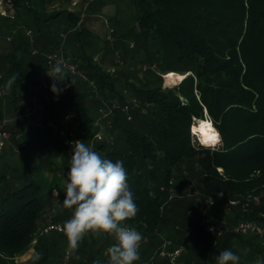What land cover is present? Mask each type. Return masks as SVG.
<instances>
[{
    "label": "trees",
    "instance_id": "16d2710c",
    "mask_svg": "<svg viewBox=\"0 0 264 264\" xmlns=\"http://www.w3.org/2000/svg\"><path fill=\"white\" fill-rule=\"evenodd\" d=\"M0 1L11 9L13 21L18 8L22 9L23 23L15 28L21 26L25 33L29 28L40 36L41 54L63 50L64 43L54 45L50 36L48 28L53 23L64 19L72 24L80 21L75 12H48L54 0ZM132 2L136 9L135 25L131 28L134 42L142 55L149 54L145 63L155 64L154 70L149 66L138 68L144 73L149 71L141 86L131 82L128 71L106 72L74 42L72 59L79 61L78 70L87 78L79 80L87 85L74 83L72 76L76 75L65 73L67 77L62 82L56 81L59 93L51 91V77L42 89L45 59L31 55L23 30L11 39L9 52L0 56L2 83L8 92L0 99V122L8 116L13 118L8 139L19 142L15 149L11 145L5 162L12 172L0 175V264H14V258L25 253L35 240L41 244L42 252L38 260L36 255L32 258L31 264H94L97 260L107 264L104 253L114 242L110 236L88 238L90 241L81 243L78 251L69 253L64 262L68 245L64 234L39 233L48 222L63 225L71 216L65 209L45 224L51 192L60 190V176L69 170L68 153L72 154V145L67 144L69 133L63 127L53 129L46 124L60 125L66 113L74 114L80 123L72 126L74 138L84 141L104 158L124 161L127 183L139 208L136 217L126 224L144 236L140 260L135 264H169L156 254L164 240L171 241V249L183 247L179 259L182 264H215V257L225 249L238 255L245 252L243 264L264 259V238L262 241L255 235L212 236L201 222L204 202L212 197L214 214L226 219L229 226L244 221L259 223L264 228V0ZM10 31L4 33L12 37ZM29 65L36 66V73L27 71ZM168 73L187 76L174 87L163 88L162 76ZM13 75L16 80L9 89L6 85ZM90 81L94 82V91ZM85 86L89 89L87 95L82 91ZM125 90L136 100L135 105L127 99ZM26 95L38 97L43 109L37 110L35 103L25 99ZM113 102L120 108L104 123L107 135L112 137L108 142L96 138L99 130L93 128L97 118H93V111ZM124 105H129V120L121 110ZM38 120L44 124L39 129L32 125ZM195 120L212 123L217 139L203 145L219 144L218 148L205 149L194 143L193 134L202 140ZM26 129L32 135L21 144L27 137ZM43 142L53 146L50 152L55 155H48L44 162L39 159V165L28 169L36 149L45 145ZM60 146L67 149L66 160L57 158ZM13 155L21 159V165L13 166ZM4 156L2 151L1 158ZM35 169L43 178L22 180L27 178L24 174ZM45 169L52 172L51 179L44 175ZM16 171L23 175H15ZM172 180L182 186L175 198H170L168 192ZM185 182H194L197 196L193 191L190 197L184 189ZM231 201L238 203L231 206ZM226 208L230 216L224 215ZM44 237L49 240L44 241Z\"/></svg>",
    "mask_w": 264,
    "mask_h": 264
},
{
    "label": "rangeland",
    "instance_id": "374dc122",
    "mask_svg": "<svg viewBox=\"0 0 264 264\" xmlns=\"http://www.w3.org/2000/svg\"><path fill=\"white\" fill-rule=\"evenodd\" d=\"M52 11H56V12L68 11V12H75L80 15L79 16L80 21L77 24H72V22H66V20L64 19L58 23L56 22L53 23L52 27L48 28V30L50 31V36L53 40V44L55 45L56 42H59V41L64 43L63 50L59 52H61V54L64 57L66 54H68L69 56L67 58L70 59L71 63H75L77 65V68H78L79 61H77L74 58L72 59V54H71L72 50H75L74 42H76V45L78 48H81L82 51L86 52L89 56H91V58H93V60L97 62V64L106 72L113 73L117 71H122V72L128 71V74L130 73V76L128 77L132 80L131 82L135 84L136 86H141L146 81L145 76H147L149 71L144 73L141 71L142 69L147 68V66H149L151 70L155 69V64L150 66L149 64L145 63L149 59V54L146 53L142 55V53L138 51L137 49L138 45H136V43L134 42V40L136 39L131 33V28L135 25V17H136V9L133 6L132 0H54L53 3L48 7V12H52ZM3 12H4V15L2 14ZM17 13L18 15L16 17V20L13 21L14 18L12 17L13 15H12L11 9L0 1V56L3 57L9 52V43L11 39L14 37V35L22 34V30H23L25 39L30 43L31 55H35V56L41 55L42 58L44 57L45 59L44 65L46 68V56L49 53H51L49 52L50 50H47V49H49L50 46H47V49L44 48V50H47V51L41 54L40 49H41L42 43L40 44V36H36L32 31L29 30V28L27 29V31L30 32V36H28L25 33L26 29H22L21 26L19 28H15L17 25H21L23 23L22 9L18 8ZM4 31H10L12 33V37L11 35L9 36L7 35V33H4ZM76 38H78V41H76ZM38 58L41 59L40 56H38ZM37 63L39 62L36 61V64ZM35 65L34 66L29 65L28 67H26L27 71L36 73ZM138 68H140L141 70ZM42 70H43L42 73L44 74V70H45L44 67L42 68ZM43 74H42V78H43ZM167 75L168 74H165L162 76V79H163L162 87L163 88L174 87L175 85H177V81L180 80L181 77L185 76V75L177 74L176 81H172L167 85L165 82V78H164V76H167ZM72 77L75 78L74 83L80 82L83 84V86L84 84L87 85V83L80 81L77 76L76 77L72 76ZM82 88H83L82 91H84L85 95H87L89 92L88 86H85ZM128 93L129 92L127 90L124 91V94L127 96V99L133 98L132 95H128ZM31 96L32 95H26L25 99L29 100ZM36 99L37 101L34 104L35 108L41 111L43 109V106L41 102L38 101V97H36ZM20 104H22V102H20L19 105ZM97 110L93 111L94 119L97 117ZM38 117L40 118V116ZM4 120H5L4 129L6 130V132L9 133L8 127H10V123L13 121V118L8 116V117H5ZM39 122L40 120H38V122L32 123L33 127L39 129L37 125ZM199 128L200 127L197 126L198 133H199ZM24 134L27 137H25V139L21 142V144H25V140L29 137V135H32L31 131L28 129L24 130ZM201 137H202V140H204L203 135ZM202 140L200 139L202 143L201 144L198 138L196 137V135L193 134V141L195 144L200 145L201 147L205 149H216L219 147V144L217 145V147L204 146V145H210V144H206L207 141L205 140L204 142L206 143H203ZM18 144L19 142L17 143L12 142L11 138L6 140L5 147L3 150V153L5 154V156L3 158H0V175L5 174L8 176V174L12 172L9 169V167L5 165V162L7 160V156L11 154V145L15 149ZM43 144H45L43 147H38L36 151L34 152V156H35L34 161L30 163V166L28 169H30L31 166L39 165L41 163L40 160L44 162L45 158L48 155H50V157L52 156V154L55 155L54 153L50 152L53 150V146L48 145L45 142H43ZM34 150L35 148H32V151ZM57 151L59 152V156L57 157L58 160H66L67 149L60 146V148H58ZM36 155H40V156L37 158ZM68 155L71 156L72 155L71 152H69ZM10 159H11L10 162L13 164V166L22 164L21 159H19L18 157L14 155L11 156ZM23 167L25 166L23 165L21 168H19V170L23 171L21 170ZM67 171L68 170L62 173L61 176L59 174V176L61 177L60 190H53L51 192L50 206L44 213L45 214L44 218L46 220L45 224L48 221L52 220L53 217L59 215L62 211L65 210L62 207L61 203L64 199V197H62V194L64 193L63 188H64V182L67 176V173H66ZM18 172L16 171L13 173L18 176L23 175V173L19 174ZM38 172L39 170L37 169L32 170L30 174H24L23 176H27V178L26 179L23 178L22 180H30V179L36 180L37 178H43V176ZM43 173L48 179L52 178L51 171L45 169ZM186 184L183 185L184 189L186 192H188V194L191 197L193 196L192 192L194 190L197 191L196 186H194L195 185L194 182L193 184L192 183H188L187 185ZM189 184H191L193 188H190L191 185ZM181 187L182 186L180 184H177L175 180H172L171 187L168 189L170 198L171 197L175 198L178 193L177 189ZM57 191L60 194L58 197H55L53 193ZM201 208L202 206L200 207V209ZM44 225H42L41 227H43ZM95 237L96 236H93V235H87L84 238L83 242L84 241L89 242L90 239L88 238H95ZM256 237H258L260 240L263 241L264 237H259V236H256ZM44 239H45L44 241L49 240L48 237H44ZM35 243H36V240L31 244L30 248L25 253L19 256H16L13 261L14 264H31L32 258L37 253L40 254V252H42L40 251L41 244L40 243L35 244ZM262 244L264 245V242H262ZM161 247L162 246L160 244V246H158V249H157L156 254L158 257H159L158 252ZM244 253L245 252H240V255H239L241 257V264H243V261H244ZM215 254L216 253H214V256ZM60 262L59 263L54 262V264H62ZM179 264H182V262L180 261Z\"/></svg>",
    "mask_w": 264,
    "mask_h": 264
},
{
    "label": "clouds",
    "instance_id": "9594fccd",
    "mask_svg": "<svg viewBox=\"0 0 264 264\" xmlns=\"http://www.w3.org/2000/svg\"><path fill=\"white\" fill-rule=\"evenodd\" d=\"M51 73V91L59 93L61 89L56 81L62 82L67 77L65 65L57 61ZM15 80V75L10 77L6 87L11 89ZM63 191L61 204L71 212V216L64 221L61 230L67 239L70 254L78 251L87 235H106L114 240L104 253L108 257L107 264H135L140 260L144 236L126 224V221L136 217L139 208L127 183V169L123 160L113 162L102 157L84 141L73 142ZM59 194L58 191L53 193L55 197ZM35 259H39V253ZM94 264L101 262L97 260ZM215 264H241V257L225 249L215 257ZM254 264H264V259L258 258Z\"/></svg>",
    "mask_w": 264,
    "mask_h": 264
},
{
    "label": "built area",
    "instance_id": "2783aa9c",
    "mask_svg": "<svg viewBox=\"0 0 264 264\" xmlns=\"http://www.w3.org/2000/svg\"><path fill=\"white\" fill-rule=\"evenodd\" d=\"M7 6V5H6ZM4 15V12L2 13ZM26 34L30 36V32L27 31ZM34 53V52H33ZM57 61H61L65 65V73L69 75H76L78 78H80L82 81H86L87 78L85 75H83L77 68V65L75 63H71L69 58L64 57L61 52H51L46 56V68L44 70L43 78L40 81V87L42 89L47 87L48 80L50 78L51 69L52 67L56 64ZM49 72V74H48ZM3 76L0 73V99H4L7 95L8 92L2 83ZM90 87H92V90H95L94 87V82L90 81L89 82ZM131 103L134 105L136 104V100L133 98H129ZM29 102L35 103L36 102V97L31 96L28 100ZM120 108L119 104L116 102H113L110 106L106 107H101L97 111V118L93 123V128L97 129L98 128V133H96V138H103L106 139L108 142H111L112 137L110 135H107L106 127L104 123L108 120L109 121V116L113 111L116 109ZM122 112H126L127 114V119H130V114H129V105H124L121 107ZM108 123V122H107ZM110 123V122H109ZM38 127L44 126V124H41L39 122ZM47 126L51 128H57V127H63L66 132L69 133V139H67V144L72 145L73 142L77 141L76 138L73 137L72 135V126H78L80 125L79 121L76 120L75 115L72 113H66L63 115L62 120L60 125H55L53 123H48L46 124ZM5 126V120L0 122V158L2 156V151L5 146L6 140L9 138V133L4 130ZM82 133L84 134L85 131L82 130ZM62 134V133H61ZM106 134V135H105ZM95 138V137H94ZM191 186L190 188H192ZM194 196H197V192H193ZM238 202L237 201H231L229 205L235 206ZM214 206L215 202L212 197H208L205 202H204V209L202 210V224L208 231V233L212 236H224L228 234H240V235H255L259 237L264 236V228L262 225L256 222H237L232 226H229L227 223V220L224 218H220L219 216H216L214 214ZM231 212L228 208L225 209L224 215L225 216H230ZM62 224L60 223H52L48 222L42 229L39 230V233L41 236H46L51 233H63L62 232ZM34 242V241H33ZM144 242V241H143ZM162 247L159 249L158 255L161 258H166L169 262V264H179V259L184 252L183 247L179 246L174 249H171L172 243L169 240H164ZM69 252L66 250L65 251V256H64V262L68 258ZM63 264V263H62Z\"/></svg>",
    "mask_w": 264,
    "mask_h": 264
},
{
    "label": "bare ground",
    "instance_id": "6f19581e",
    "mask_svg": "<svg viewBox=\"0 0 264 264\" xmlns=\"http://www.w3.org/2000/svg\"><path fill=\"white\" fill-rule=\"evenodd\" d=\"M176 75L177 74H174V73H171V74H169L168 73V75L167 76H165V82H166V84L168 85L170 82H172V81H176V79H177V77H176ZM182 79V78H181ZM180 79V80H181ZM180 80H178L177 81V83L180 81ZM197 124V126L198 127H200L199 128V131L201 130V126L202 125H210V128L209 127H205L204 129H203V131L201 130V132H200V134H201V136L203 135V138H204V140L205 141H210V140H208V138H207V135H206V133L207 134H214L213 133V130L211 129V126H212V124L210 123V121H202L200 124H199V122L198 123H196ZM202 138V137H201ZM204 140H202V142H204ZM204 143H206V142H204Z\"/></svg>",
    "mask_w": 264,
    "mask_h": 264
},
{
    "label": "snow or ice",
    "instance_id": "6c2138e0",
    "mask_svg": "<svg viewBox=\"0 0 264 264\" xmlns=\"http://www.w3.org/2000/svg\"><path fill=\"white\" fill-rule=\"evenodd\" d=\"M205 127H209V128H210V125H202V126H201V130L203 131V129H204ZM206 135H207L208 140H210V141H215V140L217 139V137H216L215 134H207V133H206Z\"/></svg>",
    "mask_w": 264,
    "mask_h": 264
},
{
    "label": "water",
    "instance_id": "95a60500",
    "mask_svg": "<svg viewBox=\"0 0 264 264\" xmlns=\"http://www.w3.org/2000/svg\"><path fill=\"white\" fill-rule=\"evenodd\" d=\"M186 76H187V75H185V76H183V77H181V78L183 79V78H185ZM182 79H181V80H182ZM181 80H180V81H181ZM177 84H178V83H177ZM198 122H202V121H200V120H195V121H194V124H196V123H198ZM210 123H211V122H210ZM211 124H212V123H211Z\"/></svg>",
    "mask_w": 264,
    "mask_h": 264
}]
</instances>
